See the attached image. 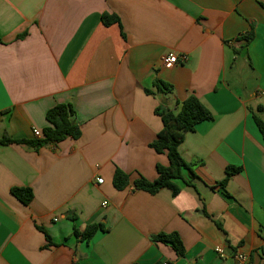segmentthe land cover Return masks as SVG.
Returning <instances> with one entry per match:
<instances>
[{
    "label": "crops",
    "instance_id": "1",
    "mask_svg": "<svg viewBox=\"0 0 264 264\" xmlns=\"http://www.w3.org/2000/svg\"><path fill=\"white\" fill-rule=\"evenodd\" d=\"M104 14L119 23L106 26ZM0 39V140L36 139L58 104L74 107L82 131L39 151L0 145V264H236L241 251L264 264V140L253 117L264 121V0H0ZM172 53L188 60L166 68ZM243 67L253 83L240 84ZM190 94L214 116L179 147L196 177L184 171L177 196L135 190L169 166L150 147L163 129L156 109L178 110ZM227 167L241 171L224 191ZM117 169L130 176L124 191ZM13 188L32 189V203ZM100 223L108 231L90 243L74 236ZM173 232L184 256L151 240Z\"/></svg>",
    "mask_w": 264,
    "mask_h": 264
},
{
    "label": "trees",
    "instance_id": "2",
    "mask_svg": "<svg viewBox=\"0 0 264 264\" xmlns=\"http://www.w3.org/2000/svg\"><path fill=\"white\" fill-rule=\"evenodd\" d=\"M102 21L106 26L119 23L117 16L104 14ZM20 35L18 38H23ZM254 38L251 32L247 35L246 41L250 43ZM0 43L2 40L0 39ZM155 86L162 93H171L172 86L157 81ZM148 94L152 92L147 90ZM156 115L162 119L163 129L158 134L156 140L150 145L157 153L166 154L169 160V166H157L158 177L154 181L147 180L144 177L138 178L134 182L135 190L148 192L152 195L159 193L163 189H168L174 196H177L181 189L177 185V180H184V171H189L192 177H196V164L186 162L180 152L179 147L184 142L185 136L189 132H194L196 127L206 121H213L212 112L201 102L194 94H190L188 98L178 104V110H171L167 107H158ZM254 121L264 140V121L253 114ZM48 126L43 129L42 137L33 140H14L11 138H2L0 145L23 144L30 149L39 151L41 148L51 144H59L69 138L79 139L82 136L81 125L77 120L74 107L71 104H58L50 109L46 116ZM241 168L227 167L226 178L218 183V187L225 191L228 181L232 176L239 173ZM189 183V182H187ZM113 185L116 190L124 191L130 185V176L124 171L117 169L113 177ZM12 194L24 205L28 206L34 200V193L30 188H13ZM75 221V217H71ZM220 228V226L218 225ZM43 232V229L40 228ZM108 229L103 224H90L84 230L74 227V236L79 242L90 243L98 232H107ZM48 245L53 246L51 237L45 232ZM155 243L170 245L178 256H184L186 249L182 239L176 232L160 233L151 237ZM164 264V263H157Z\"/></svg>",
    "mask_w": 264,
    "mask_h": 264
},
{
    "label": "built area",
    "instance_id": "3",
    "mask_svg": "<svg viewBox=\"0 0 264 264\" xmlns=\"http://www.w3.org/2000/svg\"><path fill=\"white\" fill-rule=\"evenodd\" d=\"M188 60V56L186 55H182L179 56L175 53L169 54L165 57H163L162 59V63L166 68H170L178 63H184ZM33 135L36 138H41L42 137V133L37 130V129H33ZM98 184H103L104 180L102 178L97 180ZM106 204V203H105ZM217 254L220 255L222 258L225 257V253H224V249L223 248H218L216 250ZM235 260H236V264H250V257L248 256V254H246L245 252L241 251L239 253H237V255L235 256Z\"/></svg>",
    "mask_w": 264,
    "mask_h": 264
},
{
    "label": "rangeland",
    "instance_id": "4",
    "mask_svg": "<svg viewBox=\"0 0 264 264\" xmlns=\"http://www.w3.org/2000/svg\"><path fill=\"white\" fill-rule=\"evenodd\" d=\"M240 64H241V63H240ZM240 66H242V64H241ZM235 69H236V68H235ZM235 69L232 70V73H233V74H237V70H238V69H236V70H235ZM239 70H240V71H239L240 73H238V74H241V76L243 77V78L240 80V84L244 83V84H247V85H248L249 82H252V83H253L252 80H251V81L249 80V78L247 77V75H244V74H243L244 67H243L242 69H239ZM236 86H237V85H236ZM263 118H264V117H263Z\"/></svg>",
    "mask_w": 264,
    "mask_h": 264
}]
</instances>
